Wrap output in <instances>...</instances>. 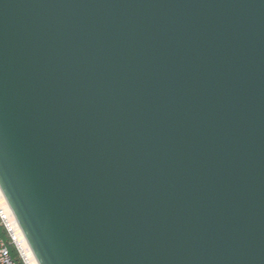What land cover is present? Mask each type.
I'll use <instances>...</instances> for the list:
<instances>
[{"label":"water","instance_id":"95a60500","mask_svg":"<svg viewBox=\"0 0 264 264\" xmlns=\"http://www.w3.org/2000/svg\"><path fill=\"white\" fill-rule=\"evenodd\" d=\"M0 191L37 264H264V0H0Z\"/></svg>","mask_w":264,"mask_h":264},{"label":"bare ground","instance_id":"6f19581e","mask_svg":"<svg viewBox=\"0 0 264 264\" xmlns=\"http://www.w3.org/2000/svg\"><path fill=\"white\" fill-rule=\"evenodd\" d=\"M0 209L3 211L4 216L11 227L12 233L14 234L15 242L19 248V251L23 258L26 260L28 264H37L34 256L32 255L19 227L18 223L16 222L12 212L10 211L7 203L0 191Z\"/></svg>","mask_w":264,"mask_h":264},{"label":"built area","instance_id":"2783aa9c","mask_svg":"<svg viewBox=\"0 0 264 264\" xmlns=\"http://www.w3.org/2000/svg\"><path fill=\"white\" fill-rule=\"evenodd\" d=\"M0 223L3 226L4 230L6 231L9 239L11 240V243L15 244V238L12 234V230L10 225L8 224L3 211L0 209ZM17 249V248H16ZM8 247L6 243L3 241V239L0 237V264H17L8 253ZM22 259V257H21ZM23 262V261H22ZM23 264H28L26 262H23Z\"/></svg>","mask_w":264,"mask_h":264},{"label":"trees","instance_id":"16d2710c","mask_svg":"<svg viewBox=\"0 0 264 264\" xmlns=\"http://www.w3.org/2000/svg\"><path fill=\"white\" fill-rule=\"evenodd\" d=\"M0 237L3 239V241L6 243L8 247V253L9 256L17 263V264H23L21 261L22 259L20 258L18 251L16 247L14 246L13 243H11V240L9 239L6 231L4 230L3 226L0 223Z\"/></svg>","mask_w":264,"mask_h":264},{"label":"rangeland","instance_id":"374dc122","mask_svg":"<svg viewBox=\"0 0 264 264\" xmlns=\"http://www.w3.org/2000/svg\"><path fill=\"white\" fill-rule=\"evenodd\" d=\"M13 234V233H12ZM14 235V234H13ZM14 246L17 248V251H18V254H19V256H20V258L22 257V260L21 261H23V262H26V260L23 258V256L21 255V253H20V251H19V248H18V246H17V244L15 243L14 244Z\"/></svg>","mask_w":264,"mask_h":264}]
</instances>
